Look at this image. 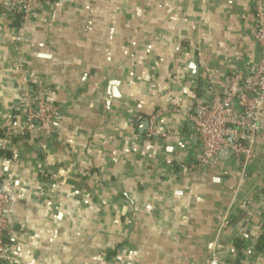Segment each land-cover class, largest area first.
Masks as SVG:
<instances>
[{"label": "crops", "instance_id": "0c3cea01", "mask_svg": "<svg viewBox=\"0 0 264 264\" xmlns=\"http://www.w3.org/2000/svg\"><path fill=\"white\" fill-rule=\"evenodd\" d=\"M253 15V0H45L23 23L0 0V136L28 88L57 108L52 137L0 153L4 264H264V108L244 172L225 153L198 166L188 121L254 73Z\"/></svg>", "mask_w": 264, "mask_h": 264}, {"label": "built area", "instance_id": "2783aa9c", "mask_svg": "<svg viewBox=\"0 0 264 264\" xmlns=\"http://www.w3.org/2000/svg\"><path fill=\"white\" fill-rule=\"evenodd\" d=\"M11 15H20L23 23L30 19L33 9L45 0H2ZM254 2V40L259 57L252 75L241 73L229 77L223 92L213 91L209 101L200 103L188 115L201 154L197 165L214 166L221 154L230 155L244 172L256 158V136L263 129L264 108V0ZM24 114L21 125L8 129L0 138V153L14 140L31 136L46 139L55 134L56 106L41 90L26 89L22 94ZM156 135L154 119L149 120L147 137ZM170 133L161 138L167 139ZM249 202L236 203L235 208L245 209ZM12 205L10 191H0V263L4 264L5 240L9 233L6 210ZM211 264V263H210Z\"/></svg>", "mask_w": 264, "mask_h": 264}, {"label": "water", "instance_id": "95a60500", "mask_svg": "<svg viewBox=\"0 0 264 264\" xmlns=\"http://www.w3.org/2000/svg\"><path fill=\"white\" fill-rule=\"evenodd\" d=\"M118 83H111L109 93L112 95L113 98H120V94L118 92ZM148 125V122H145V126ZM213 264H216L215 262Z\"/></svg>", "mask_w": 264, "mask_h": 264}, {"label": "trees", "instance_id": "16d2710c", "mask_svg": "<svg viewBox=\"0 0 264 264\" xmlns=\"http://www.w3.org/2000/svg\"><path fill=\"white\" fill-rule=\"evenodd\" d=\"M14 16H16L17 19H20V15H19V14H16V15H14ZM20 20H21V19H20ZM0 137H2V134H1ZM262 239H263V240H261V242H260V246L258 245V249H261V248L264 247V235H263ZM0 264H2V263H0Z\"/></svg>", "mask_w": 264, "mask_h": 264}]
</instances>
